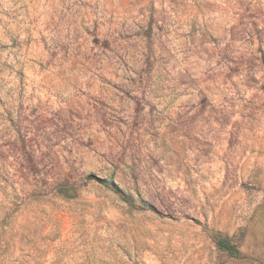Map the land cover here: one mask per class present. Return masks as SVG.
Here are the masks:
<instances>
[{
    "label": "rangeland",
    "instance_id": "rangeland-1",
    "mask_svg": "<svg viewBox=\"0 0 264 264\" xmlns=\"http://www.w3.org/2000/svg\"><path fill=\"white\" fill-rule=\"evenodd\" d=\"M0 264H264V0H0Z\"/></svg>",
    "mask_w": 264,
    "mask_h": 264
},
{
    "label": "trees",
    "instance_id": "trees-1",
    "mask_svg": "<svg viewBox=\"0 0 264 264\" xmlns=\"http://www.w3.org/2000/svg\"><path fill=\"white\" fill-rule=\"evenodd\" d=\"M218 245H219L220 248H222L224 250H227L231 254H234V255H239L240 254V250L237 248V246L235 244H232L226 238H219Z\"/></svg>",
    "mask_w": 264,
    "mask_h": 264
}]
</instances>
